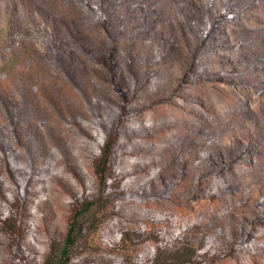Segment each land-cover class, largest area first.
<instances>
[{"label":"rangeland","instance_id":"374dc122","mask_svg":"<svg viewBox=\"0 0 264 264\" xmlns=\"http://www.w3.org/2000/svg\"><path fill=\"white\" fill-rule=\"evenodd\" d=\"M95 199L68 264H264V0H0V264Z\"/></svg>","mask_w":264,"mask_h":264},{"label":"trees","instance_id":"16d2710c","mask_svg":"<svg viewBox=\"0 0 264 264\" xmlns=\"http://www.w3.org/2000/svg\"><path fill=\"white\" fill-rule=\"evenodd\" d=\"M108 149V148H107ZM98 172L105 174L106 171L103 167H98ZM105 172V173H104ZM105 179V176L103 177ZM97 200H86L81 208L75 211L72 215L67 233L64 238V242L59 250H55L51 264H68L71 260V250L80 238L81 233L85 229L86 218L96 207Z\"/></svg>","mask_w":264,"mask_h":264}]
</instances>
